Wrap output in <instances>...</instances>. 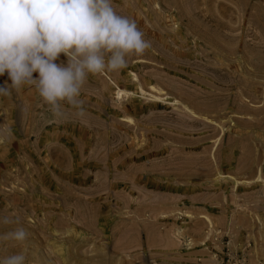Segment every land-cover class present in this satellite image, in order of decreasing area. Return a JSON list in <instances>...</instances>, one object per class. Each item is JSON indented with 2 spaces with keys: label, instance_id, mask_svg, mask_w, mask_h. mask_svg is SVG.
Instances as JSON below:
<instances>
[{
  "label": "rangeland",
  "instance_id": "1",
  "mask_svg": "<svg viewBox=\"0 0 264 264\" xmlns=\"http://www.w3.org/2000/svg\"><path fill=\"white\" fill-rule=\"evenodd\" d=\"M113 6L152 46L88 77L84 117L0 97V216L27 264H264V0Z\"/></svg>",
  "mask_w": 264,
  "mask_h": 264
},
{
  "label": "clouds",
  "instance_id": "2",
  "mask_svg": "<svg viewBox=\"0 0 264 264\" xmlns=\"http://www.w3.org/2000/svg\"><path fill=\"white\" fill-rule=\"evenodd\" d=\"M144 36L113 0H0V76L7 73L11 81L0 86V97L33 87L55 120L65 119L68 109L82 118L88 77L119 72L131 57L143 56L152 46ZM60 54L66 65L55 62ZM5 228L0 264H27V227L18 216L4 215ZM11 248L20 251L5 254Z\"/></svg>",
  "mask_w": 264,
  "mask_h": 264
},
{
  "label": "bare ground",
  "instance_id": "3",
  "mask_svg": "<svg viewBox=\"0 0 264 264\" xmlns=\"http://www.w3.org/2000/svg\"><path fill=\"white\" fill-rule=\"evenodd\" d=\"M119 93H120V92L118 91V92H117V95H118ZM152 97H153V99H157V98H159V97H157V96H155V95L152 96ZM258 178H259V177H258Z\"/></svg>",
  "mask_w": 264,
  "mask_h": 264
}]
</instances>
